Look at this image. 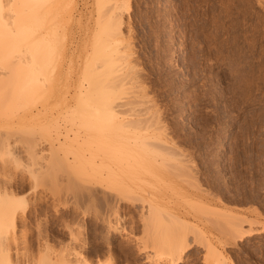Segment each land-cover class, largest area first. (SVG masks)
Here are the masks:
<instances>
[{"label": "rangeland", "instance_id": "1", "mask_svg": "<svg viewBox=\"0 0 264 264\" xmlns=\"http://www.w3.org/2000/svg\"><path fill=\"white\" fill-rule=\"evenodd\" d=\"M52 1L54 5L57 3ZM99 1L76 0L72 18L64 14V9L60 11L61 4L53 6L52 14L60 9L54 13L59 42L53 46L56 55L57 51L61 53L55 63L56 70L61 72H57V79L61 77L58 74L62 75L58 82L63 84L60 82L63 76L64 81L68 78L66 83H71L67 87L72 96L81 83H87L82 74L88 64L92 62L90 66L95 69L105 67L106 61L102 64V59L96 62L92 59L96 53V36L110 16L121 11L125 34L123 46L120 45L123 56L119 53L115 65L120 74L135 69L128 73L127 79L135 73L131 82L146 89L147 99L151 100L148 104H153L154 113L160 114V123L167 130L168 160L159 158L160 163L156 162L155 166L160 168L156 170L163 174L160 173V180L141 172L135 177L121 175L127 174L122 164L127 160L134 162L127 153L134 146L107 156L118 177L105 174L106 177L96 180V177L92 179L88 166L84 167L83 176H78L81 167L77 163H55L53 167L61 168L62 174L56 171L59 169H51L50 177L56 178V171L59 178L45 177L51 183L44 180L45 184L37 191L40 193L31 195L25 223L18 222L15 239L21 257L39 263V251L57 255L69 244L64 225H75L82 229L86 241L82 248L84 261L73 264H87V261L105 264L114 258L116 264H152L145 260L146 256L162 251V247L151 246L143 254L139 248L152 231L156 233H151L154 236L172 233L176 227L167 226L165 220L172 216L169 213L180 211L187 212L191 224L194 223L188 226L191 230H185L191 231L188 241L192 247L180 264H209L207 242L224 250L226 264H264V233H249L264 224V0ZM126 43L129 47L124 48ZM121 95L126 99V93ZM72 106L75 107L73 100ZM54 111L51 115L50 111L44 113L46 117L42 113L44 120H41H50L54 115L61 124L70 122L64 118L70 119V113L58 116L56 112H60ZM127 115L122 116L127 120ZM123 153L129 158L123 156L122 162L119 158ZM71 176L76 183L69 181ZM24 182L27 191L28 182ZM152 204L160 208L155 209V215L152 210L154 217L150 220ZM114 208L120 209L122 224L127 225V230L130 227L129 237L134 240L130 238L125 243L118 235L111 242L113 255L101 240L105 234L102 219ZM235 222L241 223L237 232H243L242 239L231 229ZM194 227L203 232L198 230V234ZM112 255L115 257L111 259ZM163 261L158 264H165L166 260Z\"/></svg>", "mask_w": 264, "mask_h": 264}, {"label": "bare ground", "instance_id": "2", "mask_svg": "<svg viewBox=\"0 0 264 264\" xmlns=\"http://www.w3.org/2000/svg\"><path fill=\"white\" fill-rule=\"evenodd\" d=\"M56 2L57 3L54 5V1L52 0H0V264L38 263L29 260L30 263L25 260L24 257H21V252L19 250L20 246L18 247L17 238L15 239V234L17 233L15 232L19 221L25 223V214L28 210L31 195L35 196L37 193H40L37 191L45 184L44 180L45 182H50L48 179L51 174L48 173L57 165L55 163L59 161H61V163L62 161L67 162V164L71 163V165L73 162L77 163V165L81 167V169L78 170L81 172L80 174L78 172V176L84 172V167L88 166L92 170L93 178L91 175L89 176L92 179L96 177V180H99L97 178L105 174L111 175V178H113L112 176L118 177L115 175L117 172L106 160L107 156L113 151H124L128 146H134V149H130L127 152L128 155H131L132 160L134 159V165H131L132 162L129 163V160H127L126 164H122V170L127 171V174H123L124 172L119 173L125 176L133 174L132 176L135 177L141 172L144 175L146 174L150 175V177H154L155 180H160L162 173L156 170V168H158L155 166L158 165L156 162L160 163L159 158H161L162 161L168 160L167 150L169 149V144L167 145V140L165 138V131L167 130H164L163 124L160 123V114L154 113L153 104H148L151 100H149V98L147 99V93H145L146 89L139 88L134 81V83L131 82L135 73L132 74L131 80L127 79L129 74L135 70L134 67L131 66L134 70H130L131 72L129 71V74L126 72L128 74L127 76L126 73V75L124 73L120 74V69H117L115 65L117 59L120 58L119 53L123 46L122 39L125 36L121 26L123 22V14H121V11L113 13L106 22L104 21L105 25L102 24L103 26H101L100 32L98 31L100 35L96 34L98 36H96L97 40L95 39L96 53L92 58L93 60L95 58V60L92 61L96 62L102 59L103 61L100 60L102 64L106 61L104 64L105 67L95 69L90 66L92 62L88 64L89 67L85 68L82 74L84 80H87V83H81L71 96L67 87L68 85L70 86L71 83H66V81H68V74L65 77L67 78L66 81H64V76L63 80H60V82H65L63 84H59L58 82L62 75L58 74V76H61L60 78L58 77L59 79H57L56 75L59 70H56L58 68L55 66V63L56 59H59L58 54L60 52L58 53L57 51L58 58H56L57 55L53 46L58 44L59 39L54 24L56 23V14L54 13L61 9V12L65 11L64 14L67 13L68 16L72 18L71 16H73V11L76 7V0H57ZM99 2L103 1L100 0ZM58 3L62 5V8H58L59 10L57 9L56 12L52 14L53 6L56 7ZM63 9L64 11H62ZM241 16L243 17V14ZM114 21L115 24L113 23ZM126 46L129 47L127 43L124 45V48H126ZM52 50H54V52ZM120 54L122 55L123 52ZM124 54L127 55L125 52ZM89 61H91V59ZM69 78L71 79V77ZM140 86L142 87V85ZM122 93H126V99H124V95H121ZM70 97H72V99ZM72 100L75 102V107L72 106ZM54 110L60 112H56L58 116L59 114L68 115V113H70L72 115V120H70L71 118L69 119L68 116L67 118L63 115L65 116L64 118L70 121L68 124L64 122V125L57 120L56 116L52 115L51 118L48 117L50 120L42 121L44 120L42 119V116L45 115L44 113L50 111L49 115H51V111ZM124 114H128L127 116H129V118L127 120L122 116ZM60 119H62V117ZM138 129L144 131L137 132ZM131 140H134L135 143L131 144ZM45 144L49 146L45 147ZM172 153L174 154L176 152L173 151ZM125 154H122V159L119 158L122 162L125 157L129 158V156L127 154V156H125ZM21 160L26 161L25 164H22L23 166L20 165ZM61 163L59 165H62ZM57 167L58 166L54 169H59V167ZM139 168H141V171H138ZM56 171L61 173V170ZM56 171L55 176H58L59 173ZM76 172L77 171H75V173ZM180 172H183V170ZM53 174L52 172V175ZM64 174H66V172L63 173V175ZM48 175L49 177H47ZM78 176H76L77 179L79 178ZM71 177L70 179L72 180L69 181L76 183L77 180L74 181L73 177ZM52 178L55 177L52 176ZM81 180H84V177ZM24 181H27L29 184H27V186H29L27 191H25L27 188L24 186V183H26ZM53 182L54 179L52 183ZM60 183L64 184L65 182ZM123 191L125 190H122V192ZM94 194L95 193H93V195ZM150 207V211H148L151 212L153 210L154 215L156 213L155 209L157 210L158 207L160 208L157 204H152ZM153 211L152 214L149 215L150 220L154 217ZM173 212L169 213L172 214V216H168L169 220H165L166 222H164L167 226L174 224L173 227L171 225V228L176 227V229H179L178 232L174 228L173 232L170 233L171 235L154 236L151 235V233H156H153V231L151 232L152 228L150 231H147V227L146 231L151 233H149V235L148 233L146 234V236H148L145 238L146 241L143 240L145 241L144 245H141V247L139 245V253H145L151 246L162 247V251H157L153 255L146 256L145 260L149 263L158 264L159 261L165 259L166 263L165 260L163 261L165 264H180L185 254L192 247V243L188 241L190 240L189 233L191 231L185 230H191L189 227L194 223L191 224L187 212V214L180 211ZM100 217H102V215ZM122 220L123 216L118 208H114L107 217L102 219V228L105 230V234L101 241L107 244V250H109L110 254H113L111 242L114 241L118 235L122 236V241L123 239L126 241L132 238L129 237L130 227L129 230H127V225H123ZM143 220L144 218L142 221ZM158 223L159 221H157V225ZM240 225L238 222L232 223V231H239L238 228ZM63 228L67 230L69 235V244L67 247L62 249L63 251L61 250V252L57 251L59 253L55 252L57 254H54L55 256H51L52 254L49 252H47L49 254L44 255L40 253L42 251H39L40 256H38L40 260H38L40 262L38 264H73L84 261L82 254L84 250H82V248L85 247L84 241L86 240L82 238V229L80 230V227L75 225H64ZM194 228L197 230L198 234H200L199 231H202L199 230L200 228ZM257 231L264 233V224L259 229L250 230L249 233L251 234V232L254 233ZM23 233L21 235H23ZM143 233L144 232H142V234ZM235 236L242 239L244 234L243 232H237ZM228 242H231V240L227 241L226 244H228ZM125 243L128 242L126 241ZM207 248L209 252L207 261L209 259V264H226L224 261L226 255L221 247L215 246L212 242H207ZM113 255L111 259L115 257ZM87 264L94 263H88L87 261ZM105 264H116L115 258Z\"/></svg>", "mask_w": 264, "mask_h": 264}]
</instances>
